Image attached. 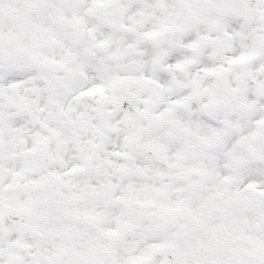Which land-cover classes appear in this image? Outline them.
Listing matches in <instances>:
<instances>
[{"label": "snow or ice", "instance_id": "1", "mask_svg": "<svg viewBox=\"0 0 264 264\" xmlns=\"http://www.w3.org/2000/svg\"><path fill=\"white\" fill-rule=\"evenodd\" d=\"M0 264H264V0H0Z\"/></svg>", "mask_w": 264, "mask_h": 264}]
</instances>
